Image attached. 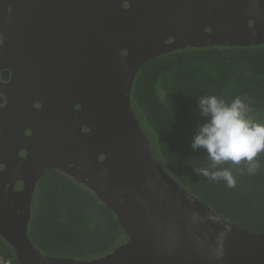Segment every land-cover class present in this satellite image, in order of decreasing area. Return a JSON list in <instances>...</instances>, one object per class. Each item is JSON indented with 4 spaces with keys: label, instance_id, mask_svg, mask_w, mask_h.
<instances>
[{
    "label": "water",
    "instance_id": "1",
    "mask_svg": "<svg viewBox=\"0 0 264 264\" xmlns=\"http://www.w3.org/2000/svg\"><path fill=\"white\" fill-rule=\"evenodd\" d=\"M263 44L264 0H0V237L18 263L264 264V233L181 187L131 102L159 56ZM50 169L91 189L128 240L91 260L37 249L34 192Z\"/></svg>",
    "mask_w": 264,
    "mask_h": 264
},
{
    "label": "trees",
    "instance_id": "2",
    "mask_svg": "<svg viewBox=\"0 0 264 264\" xmlns=\"http://www.w3.org/2000/svg\"><path fill=\"white\" fill-rule=\"evenodd\" d=\"M216 95L230 103L240 97L244 116L264 124V44L250 47L188 48L159 56L139 70L131 92L132 108L159 161L174 180L224 220L264 233V151L260 167L247 172V161L223 162L235 186L211 181L199 169H211L205 149L191 144L200 126L199 99ZM29 237L43 254L91 260L113 252L128 237L116 215L96 194L60 171H49L39 184ZM3 264H19L0 237Z\"/></svg>",
    "mask_w": 264,
    "mask_h": 264
},
{
    "label": "clouds",
    "instance_id": "3",
    "mask_svg": "<svg viewBox=\"0 0 264 264\" xmlns=\"http://www.w3.org/2000/svg\"><path fill=\"white\" fill-rule=\"evenodd\" d=\"M198 103L201 115L208 119L199 127L191 147L205 149L212 162V170L198 171L211 181L224 180L229 187H234L232 172L217 166L228 161L234 164L247 161V172L254 175L260 167L255 157L264 151V124L245 118L246 105L240 97L227 103L216 95H204Z\"/></svg>",
    "mask_w": 264,
    "mask_h": 264
},
{
    "label": "flooded vegetation",
    "instance_id": "4",
    "mask_svg": "<svg viewBox=\"0 0 264 264\" xmlns=\"http://www.w3.org/2000/svg\"><path fill=\"white\" fill-rule=\"evenodd\" d=\"M124 7L127 9V8H128V5L125 4ZM185 49H188V48L180 49V50H177V51H182V50H185ZM177 51H174V52H177ZM5 85H6V86H7V85H10V82H9V81L5 82ZM35 106H36V108H41V104H40V103H35ZM76 108H77V109H80V106H76ZM83 131H84V132H85V131H88V129L85 128V127H83ZM25 134H26V136H31V135H32V132H31L29 129H27V130L25 131ZM71 167H72V166H71ZM49 171H60V170L50 169V170H48L47 172H45V174L43 175L42 179L44 178V176H45ZM60 172H62V171H60ZM64 174H66V173H64ZM66 175H68V174H66ZM68 176H69V175H68ZM69 177H70V176H69ZM71 178H72V177H71ZM42 179L40 180V182L42 181ZM40 182L37 184L36 190H35V192H34V200H35V195H36V193H37V190H38V187H39ZM35 202H36V201H35Z\"/></svg>",
    "mask_w": 264,
    "mask_h": 264
},
{
    "label": "rangeland",
    "instance_id": "5",
    "mask_svg": "<svg viewBox=\"0 0 264 264\" xmlns=\"http://www.w3.org/2000/svg\"><path fill=\"white\" fill-rule=\"evenodd\" d=\"M0 264H3L2 260L0 259Z\"/></svg>",
    "mask_w": 264,
    "mask_h": 264
},
{
    "label": "built area",
    "instance_id": "6",
    "mask_svg": "<svg viewBox=\"0 0 264 264\" xmlns=\"http://www.w3.org/2000/svg\"><path fill=\"white\" fill-rule=\"evenodd\" d=\"M5 264H11L10 262H6Z\"/></svg>",
    "mask_w": 264,
    "mask_h": 264
}]
</instances>
